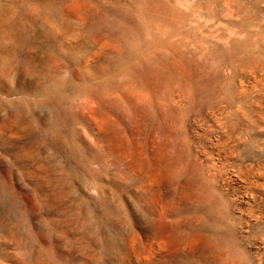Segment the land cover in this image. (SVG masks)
<instances>
[{
  "label": "rangeland",
  "instance_id": "1",
  "mask_svg": "<svg viewBox=\"0 0 264 264\" xmlns=\"http://www.w3.org/2000/svg\"><path fill=\"white\" fill-rule=\"evenodd\" d=\"M0 264H264V0H0Z\"/></svg>",
  "mask_w": 264,
  "mask_h": 264
}]
</instances>
